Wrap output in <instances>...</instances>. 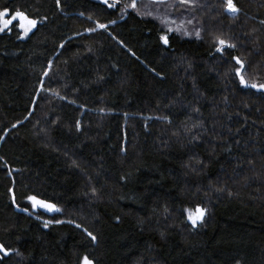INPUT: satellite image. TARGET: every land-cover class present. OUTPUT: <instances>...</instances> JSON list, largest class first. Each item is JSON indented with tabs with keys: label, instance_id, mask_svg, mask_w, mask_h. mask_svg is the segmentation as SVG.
Here are the masks:
<instances>
[{
	"label": "trees",
	"instance_id": "obj_1",
	"mask_svg": "<svg viewBox=\"0 0 264 264\" xmlns=\"http://www.w3.org/2000/svg\"><path fill=\"white\" fill-rule=\"evenodd\" d=\"M87 1L109 14L133 2ZM234 2L235 16L226 0H173L164 23L135 0L148 64L136 46L74 61L69 100L32 140L29 42L56 18L48 0H0L38 21L0 32V264H264V90L241 85L233 59L264 83V0Z\"/></svg>",
	"mask_w": 264,
	"mask_h": 264
},
{
	"label": "rangeland",
	"instance_id": "obj_2",
	"mask_svg": "<svg viewBox=\"0 0 264 264\" xmlns=\"http://www.w3.org/2000/svg\"><path fill=\"white\" fill-rule=\"evenodd\" d=\"M151 1L153 4H148L145 8L159 11L164 23H168L171 18L168 13L173 7L170 2L173 0ZM48 2L56 18V25L52 29H42L35 35L29 42L27 56L31 79L24 86V91L31 111L21 126L32 140H36V133L43 125L52 123L69 100L74 61L89 60L99 65L111 56L123 50H132L136 46L141 49L142 60L148 64L152 46V38L144 35L138 22L130 17L131 6H126L121 12L109 14L102 6L92 5L87 0ZM101 24L107 27H99ZM187 25L192 26L193 21L190 19ZM187 28L184 27L183 31L186 32ZM193 30L191 28L189 33ZM28 35L29 32L25 37ZM35 208L44 209L39 206ZM196 208L187 207V216L190 210ZM199 223L201 222L197 224ZM0 252L4 253L3 250Z\"/></svg>",
	"mask_w": 264,
	"mask_h": 264
},
{
	"label": "snow or ice",
	"instance_id": "obj_3",
	"mask_svg": "<svg viewBox=\"0 0 264 264\" xmlns=\"http://www.w3.org/2000/svg\"><path fill=\"white\" fill-rule=\"evenodd\" d=\"M57 3H59V0H57ZM105 3H108V0H105ZM181 4H191L193 3V0H180ZM110 7L112 5H109ZM132 8H136V3L135 0H133L132 4L130 5ZM226 10L233 14L234 16L237 15L241 9L237 6V4L234 2V0H226ZM17 21L19 22V27L25 32V34H27L28 32H30L32 29H34L37 24L38 21L34 18H31L28 14H26L23 11H19V10H15L12 13L9 12L8 9H4L2 11H0V32H3L7 29H9L12 25L13 22ZM113 23H115V21H113ZM99 27L101 28H106L107 25H99ZM169 31H171V29H169ZM196 35L199 37L200 33L196 32ZM161 39L163 40V42L165 44L168 43V38L167 36H163L161 37ZM217 42L219 45L227 47V48H235L236 45L229 43L228 41L217 37ZM217 51L222 52L223 48H218ZM233 59L236 61V63L238 65H240L239 68L235 69L234 71L236 72L237 76H239V80H240V84L243 85L246 88H252V89H256V90H264V83H248L247 79L245 78V75L243 73L244 70V61H242L239 57H233ZM14 199V197H13ZM29 200L32 201L33 206H39L42 207L48 211H60L59 208H57V206L53 203H48L45 202L43 200H39L37 199V197L35 196H30L28 198ZM206 209L197 207L195 210H190L189 214H188V220L191 221L192 225L195 226L198 222H202L204 219V216L206 214ZM57 223H61L62 221H56ZM47 226V224L45 225ZM79 227V225H78ZM85 232H87V229H85ZM87 235L89 237H91V239L93 241L96 240V236H94L91 232H87ZM0 250L5 251V253L7 254V250L4 249V246L2 244H0ZM83 264H94V262L92 260H90L87 256H85L83 258Z\"/></svg>",
	"mask_w": 264,
	"mask_h": 264
},
{
	"label": "water",
	"instance_id": "obj_4",
	"mask_svg": "<svg viewBox=\"0 0 264 264\" xmlns=\"http://www.w3.org/2000/svg\"><path fill=\"white\" fill-rule=\"evenodd\" d=\"M103 1H105V0H103ZM109 1V0H108Z\"/></svg>",
	"mask_w": 264,
	"mask_h": 264
}]
</instances>
